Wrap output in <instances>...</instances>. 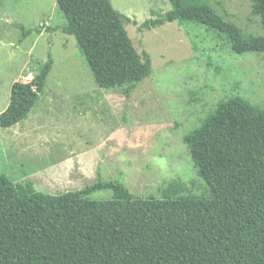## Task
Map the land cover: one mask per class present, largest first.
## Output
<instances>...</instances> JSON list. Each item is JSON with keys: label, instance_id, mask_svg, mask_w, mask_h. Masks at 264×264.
Returning <instances> with one entry per match:
<instances>
[{"label": "rangeland", "instance_id": "1", "mask_svg": "<svg viewBox=\"0 0 264 264\" xmlns=\"http://www.w3.org/2000/svg\"><path fill=\"white\" fill-rule=\"evenodd\" d=\"M189 1L211 6L246 36H264L252 0ZM111 2L130 18L124 27L137 52L151 59V76L129 97L96 84L75 38L62 32L67 22L56 0H0V115L14 84L32 81L54 61L27 117L0 127V176L54 196L101 178L119 180L139 198L161 199L166 188L203 197L207 185L184 137L235 96L264 109V54L237 55L224 34L192 22L142 27L164 18L169 0ZM90 198L111 200L113 193Z\"/></svg>", "mask_w": 264, "mask_h": 264}, {"label": "trees", "instance_id": "2", "mask_svg": "<svg viewBox=\"0 0 264 264\" xmlns=\"http://www.w3.org/2000/svg\"><path fill=\"white\" fill-rule=\"evenodd\" d=\"M169 1L164 18L142 27L192 22L224 34L237 55L264 54V36L244 35L211 6ZM56 2L67 22L62 32L75 38L100 88L129 97L151 76L149 54L137 52L124 27L130 18L111 0ZM252 15L264 29V0H252ZM53 64L50 57L32 81L14 84L1 128L27 117ZM183 141L207 185L203 197L166 188L161 199L139 198L101 178L54 196L0 176V264H264V109L235 96ZM104 190L111 200L90 198Z\"/></svg>", "mask_w": 264, "mask_h": 264}]
</instances>
